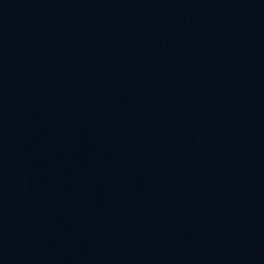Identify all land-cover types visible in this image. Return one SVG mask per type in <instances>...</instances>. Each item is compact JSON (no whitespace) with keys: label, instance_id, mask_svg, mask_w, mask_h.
<instances>
[{"label":"water","instance_id":"obj_1","mask_svg":"<svg viewBox=\"0 0 264 264\" xmlns=\"http://www.w3.org/2000/svg\"><path fill=\"white\" fill-rule=\"evenodd\" d=\"M0 264H264V0H0Z\"/></svg>","mask_w":264,"mask_h":264}]
</instances>
